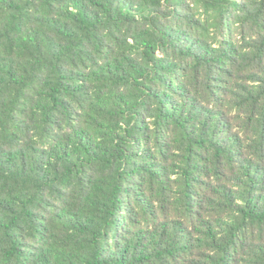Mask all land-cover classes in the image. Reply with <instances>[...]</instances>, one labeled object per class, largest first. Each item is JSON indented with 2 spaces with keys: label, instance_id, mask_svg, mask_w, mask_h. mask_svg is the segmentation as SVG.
I'll use <instances>...</instances> for the list:
<instances>
[{
  "label": "trees",
  "instance_id": "1",
  "mask_svg": "<svg viewBox=\"0 0 264 264\" xmlns=\"http://www.w3.org/2000/svg\"><path fill=\"white\" fill-rule=\"evenodd\" d=\"M0 264H264V0H0Z\"/></svg>",
  "mask_w": 264,
  "mask_h": 264
}]
</instances>
